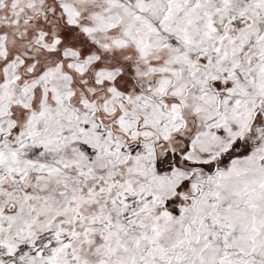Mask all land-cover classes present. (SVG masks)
I'll use <instances>...</instances> for the list:
<instances>
[{
  "label": "rangeland",
  "instance_id": "1",
  "mask_svg": "<svg viewBox=\"0 0 264 264\" xmlns=\"http://www.w3.org/2000/svg\"><path fill=\"white\" fill-rule=\"evenodd\" d=\"M65 1L141 90L0 114V264H264V0Z\"/></svg>",
  "mask_w": 264,
  "mask_h": 264
},
{
  "label": "crops",
  "instance_id": "2",
  "mask_svg": "<svg viewBox=\"0 0 264 264\" xmlns=\"http://www.w3.org/2000/svg\"><path fill=\"white\" fill-rule=\"evenodd\" d=\"M51 1L53 6L45 7L58 11L48 16L25 6L17 15L8 9L0 18V88H9L13 98L0 108V114L23 122L30 111L53 108L61 100L77 104L81 98L104 99L111 89L128 97L140 91L138 80L129 74V68L138 64L136 59L130 60L128 52L122 58L102 49L87 33L81 11L76 16L65 0ZM204 46L210 49L211 44L205 42ZM231 98L235 103L236 97ZM120 108L115 106L114 112ZM204 135L209 138V131Z\"/></svg>",
  "mask_w": 264,
  "mask_h": 264
},
{
  "label": "flooded vegetation",
  "instance_id": "3",
  "mask_svg": "<svg viewBox=\"0 0 264 264\" xmlns=\"http://www.w3.org/2000/svg\"><path fill=\"white\" fill-rule=\"evenodd\" d=\"M127 52H128L127 54H131L130 56H131L132 58H130V60H132V59L135 58V56H134L135 53H134L133 48L130 47V50L127 51ZM149 62H151V60H150ZM134 69H135V68H134ZM148 73L151 74V69L148 71ZM130 76H131V74H130ZM139 79H140V78H139ZM134 80H138V79H136V78L134 77ZM174 97H176V96H174ZM176 98H178V97H176Z\"/></svg>",
  "mask_w": 264,
  "mask_h": 264
},
{
  "label": "water",
  "instance_id": "4",
  "mask_svg": "<svg viewBox=\"0 0 264 264\" xmlns=\"http://www.w3.org/2000/svg\"><path fill=\"white\" fill-rule=\"evenodd\" d=\"M215 168V167H214Z\"/></svg>",
  "mask_w": 264,
  "mask_h": 264
}]
</instances>
